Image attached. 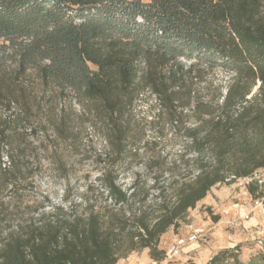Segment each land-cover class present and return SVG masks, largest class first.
Returning <instances> with one entry per match:
<instances>
[{"label":"trees","instance_id":"trees-1","mask_svg":"<svg viewBox=\"0 0 264 264\" xmlns=\"http://www.w3.org/2000/svg\"><path fill=\"white\" fill-rule=\"evenodd\" d=\"M0 40V264H118L145 250L161 264L162 237L187 225L213 188L264 170V0H0ZM216 68L228 85L200 96L195 81ZM32 73L107 126L115 160L133 138L136 102L155 96L188 142L185 173L155 177L152 194L108 171L85 194L24 204L28 177L11 150L28 120L18 82ZM51 124L65 132L62 119ZM247 187L264 198V183ZM207 264H264V250L243 262L227 249Z\"/></svg>","mask_w":264,"mask_h":264},{"label":"rangeland","instance_id":"rangeland-1","mask_svg":"<svg viewBox=\"0 0 264 264\" xmlns=\"http://www.w3.org/2000/svg\"><path fill=\"white\" fill-rule=\"evenodd\" d=\"M2 45L0 40V47ZM183 64L189 67L191 62L184 60ZM6 67L15 69L16 65L8 63ZM202 76L194 86L200 96L213 93L218 87L224 91L230 80V75L220 68L207 70ZM18 83L22 88L19 95L23 97L19 108L25 109L28 120L26 128L21 126L14 130L11 151L28 177L23 183L26 187L24 204L36 198L33 197L36 194L39 198L48 196L55 203L62 200L68 189L74 195L85 194L88 187L98 186L99 179L108 171L119 176V184L124 189H131L137 180L152 194L155 193L152 190L155 177H160L162 182L170 179L172 174L185 173L186 166L180 161V155L188 142L183 138V132H176L168 124L155 96L147 94L136 102L130 118L133 138L123 160H115L113 148L105 138L107 126L100 123L94 127L73 94L69 93L64 101L60 100L56 89L42 86L34 73ZM5 118L8 113L0 110V122ZM52 119L57 124L62 119L65 132L58 135L51 124ZM10 127L15 128L14 124ZM193 156H187L184 161ZM4 160L7 162L6 158ZM256 180L264 181V170L257 174ZM30 183H33V191ZM13 189L12 185L9 186V197L15 195ZM251 204L244 179L216 186L196 209L190 211L187 225L177 233L170 230L162 237L160 248L166 252L180 240L187 243L179 255L167 256L161 264H186L189 261L207 264L213 256L227 249L237 250L241 261H249L264 250V209L256 210L250 223L240 218L244 211L252 210ZM216 217L220 218L217 222ZM194 235L198 240L191 242ZM118 264L160 263L154 262L149 250H145L132 253Z\"/></svg>","mask_w":264,"mask_h":264},{"label":"built area","instance_id":"built-area-1","mask_svg":"<svg viewBox=\"0 0 264 264\" xmlns=\"http://www.w3.org/2000/svg\"><path fill=\"white\" fill-rule=\"evenodd\" d=\"M257 174H255V176L253 178H251V179H245V182H246L247 186L252 181L256 180ZM257 181H259L260 183H264L263 180H257ZM250 198H251V202H252V204H251L252 205V210H249L247 212L244 211L241 214V217H240L242 219V221L247 222V223H250L252 221L253 214H254V212L256 210L264 209V198L255 199L251 195H250ZM262 234H264V230L262 231ZM196 240H198V237L195 236V235L190 238L191 242H195ZM186 243L187 242L185 240L178 241L177 245H175L174 247H172L171 249L168 250L167 256L172 258V257H176L177 255H179L180 251H181V248H183L186 245Z\"/></svg>","mask_w":264,"mask_h":264}]
</instances>
